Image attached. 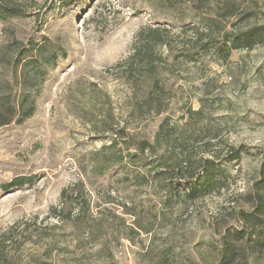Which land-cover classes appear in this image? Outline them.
Segmentation results:
<instances>
[{"label": "rangeland", "instance_id": "1", "mask_svg": "<svg viewBox=\"0 0 264 264\" xmlns=\"http://www.w3.org/2000/svg\"><path fill=\"white\" fill-rule=\"evenodd\" d=\"M10 1L24 15L0 22V93L12 90L10 42L45 37L63 57L30 118L1 125L11 111L0 107V185L33 178L0 191V264H215L225 229L252 208L264 161V44L228 61L199 47L264 24V0H236L232 14L223 0ZM189 110L202 119L189 122ZM161 122L175 133L159 153L219 162L242 147L228 184L166 205L143 169L97 155L119 136L152 144Z\"/></svg>", "mask_w": 264, "mask_h": 264}, {"label": "trees", "instance_id": "2", "mask_svg": "<svg viewBox=\"0 0 264 264\" xmlns=\"http://www.w3.org/2000/svg\"><path fill=\"white\" fill-rule=\"evenodd\" d=\"M65 6L76 0H61ZM204 0H197L201 2ZM236 0H223L224 8L232 10ZM215 2H217L215 0ZM257 6V3L254 2ZM232 14V11H230ZM254 12L248 13L253 15ZM19 6L10 0H0V22L4 23L11 18L23 16ZM247 15V14H246ZM203 28L210 31L212 24H203ZM156 33L155 30H150ZM264 44V24L256 25L245 30L230 33L220 40H207L199 50L213 51L223 61H228L232 51L251 50ZM8 47L12 54H7L10 61L12 90L0 93V107L10 110V119L1 122L7 125L12 122L23 123L31 117L34 111L35 97L38 88L46 81V71L56 65L58 59L63 57L59 49L45 37L39 40H30L26 45L19 41L10 42ZM139 51L135 56H139ZM15 88V91H14ZM36 89V90H34ZM36 91V92H32ZM189 122L202 119L199 111H188ZM175 133V127L167 122H161L153 138L152 144L147 141L134 144L133 141L112 138L103 151L109 152L111 162L124 166L139 167L146 175L160 183L161 199L163 204L171 205L176 197L185 196L194 200L214 191H219L228 184L226 165L239 161L243 149H230L229 154L215 162L213 160H198L193 157V150L179 149L173 146L170 150L159 153L160 143L164 142L171 147L170 140ZM118 168L116 167L115 170ZM145 177L146 176H137ZM30 177H15L9 182L0 185V191L11 192L22 189L33 183ZM137 186H143V181ZM254 193L251 199L252 208L241 215L242 225L238 230L225 229L220 238L219 257L215 264H248L250 258L264 254V161L257 172V181L253 184Z\"/></svg>", "mask_w": 264, "mask_h": 264}]
</instances>
